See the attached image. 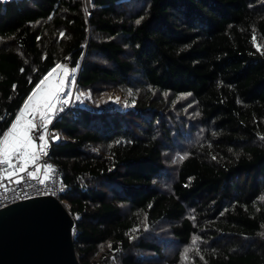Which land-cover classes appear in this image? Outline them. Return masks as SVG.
Listing matches in <instances>:
<instances>
[{
    "label": "trees",
    "instance_id": "trees-1",
    "mask_svg": "<svg viewBox=\"0 0 264 264\" xmlns=\"http://www.w3.org/2000/svg\"><path fill=\"white\" fill-rule=\"evenodd\" d=\"M92 6L0 1V138L58 64L87 95L50 127L79 264H264V0Z\"/></svg>",
    "mask_w": 264,
    "mask_h": 264
},
{
    "label": "water",
    "instance_id": "water-1",
    "mask_svg": "<svg viewBox=\"0 0 264 264\" xmlns=\"http://www.w3.org/2000/svg\"><path fill=\"white\" fill-rule=\"evenodd\" d=\"M74 221L51 196L0 209V264H79Z\"/></svg>",
    "mask_w": 264,
    "mask_h": 264
},
{
    "label": "built area",
    "instance_id": "built-area-1",
    "mask_svg": "<svg viewBox=\"0 0 264 264\" xmlns=\"http://www.w3.org/2000/svg\"><path fill=\"white\" fill-rule=\"evenodd\" d=\"M92 3L93 0H82L86 17L92 13ZM47 137L49 142L43 148L37 149L35 161L31 156L34 152L27 148L24 151L30 155L27 157L26 164L15 155V162L11 161L14 168L0 164V209L40 196H51L62 203L61 199L69 193V187L62 181L61 168L50 160L51 144L58 141L57 133L49 130ZM37 164L40 165L39 169L36 167ZM22 166L24 170H21ZM36 172L38 174L35 177L29 175ZM8 173H15V175L7 179L5 177Z\"/></svg>",
    "mask_w": 264,
    "mask_h": 264
},
{
    "label": "rangeland",
    "instance_id": "rangeland-1",
    "mask_svg": "<svg viewBox=\"0 0 264 264\" xmlns=\"http://www.w3.org/2000/svg\"><path fill=\"white\" fill-rule=\"evenodd\" d=\"M93 4V3H92ZM61 67L57 68V65L53 68L55 71L50 70L49 72L52 73L51 76H48V78L45 80L44 84L41 85L40 89H35L36 91H48L51 90L52 95L49 97V103L52 105V107H47L44 105L43 100H41V106L38 110L30 111L29 109L23 107L20 111V113L23 111L25 113L23 117V121H31L34 125L33 128L29 131V136L34 141V144L37 147H40V145L48 143V137L47 133L50 130L51 131V119L55 114L58 113V109L61 106L65 105H71L73 101H78L80 104H82V98L87 97V95H84L82 97H79L75 94V88H76V74L73 70H70L66 65L58 64ZM47 76V75H46ZM45 76V77H46ZM62 81V83H61ZM63 96L60 103H57V97ZM111 105L118 106V107H124V108H131L133 106V103L131 100L124 99L120 93L111 94ZM19 113V115H20ZM43 117V118H42ZM39 128H41V131H39ZM33 131H37V135H34ZM43 136V140L40 139V137ZM38 137V141H35V139ZM35 159L32 158V160H36L37 158V149L34 151ZM11 161L15 162V156L11 157ZM38 169L40 167L39 164L36 166ZM38 172L35 173L37 175ZM172 254L170 253L169 256ZM99 264V263H98Z\"/></svg>",
    "mask_w": 264,
    "mask_h": 264
},
{
    "label": "snow or ice",
    "instance_id": "snow-or-ice-1",
    "mask_svg": "<svg viewBox=\"0 0 264 264\" xmlns=\"http://www.w3.org/2000/svg\"><path fill=\"white\" fill-rule=\"evenodd\" d=\"M59 67L61 66L57 65V68ZM53 71H55V69H53ZM51 75L52 73L49 72L44 79L36 84V89H40L41 85L44 84L48 76ZM51 95V90L40 92L34 90L33 93L27 97L24 108L29 109L30 111L38 110L41 106V100H43L44 105L50 108L52 107V105L49 103L48 98L51 97ZM24 115L25 113L23 111L20 113V115H17L10 128L7 131L3 132L2 138H0V164H6L9 168L15 167L11 162L12 156H18L21 160H24L26 164L28 162L27 157H29L30 155L27 151L24 150L31 147L32 145V139L29 137V131L34 127V125L31 121L24 122ZM40 139L43 140V136H41ZM40 147L43 148L44 145H40ZM31 156L33 159H35V154H31ZM21 170H24L23 166ZM13 175H15V173H8L5 178L11 179ZM29 175L35 177V173H30ZM16 182L18 183L19 181L17 180Z\"/></svg>",
    "mask_w": 264,
    "mask_h": 264
},
{
    "label": "crops",
    "instance_id": "crops-1",
    "mask_svg": "<svg viewBox=\"0 0 264 264\" xmlns=\"http://www.w3.org/2000/svg\"><path fill=\"white\" fill-rule=\"evenodd\" d=\"M0 1H2V2H10V1H12V0H0ZM30 137V136H29ZM47 143V142H46ZM45 143V144H46ZM45 144H43V145H45ZM32 151H34L35 149H39V148H41V147H37L35 144H34V141H32V145H31V147H29ZM28 148V149H29Z\"/></svg>",
    "mask_w": 264,
    "mask_h": 264
}]
</instances>
